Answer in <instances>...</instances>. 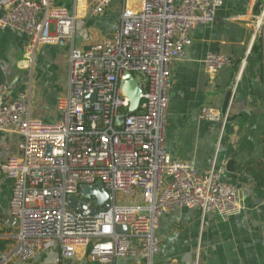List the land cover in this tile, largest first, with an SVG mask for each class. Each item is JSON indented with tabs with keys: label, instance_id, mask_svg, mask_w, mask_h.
I'll list each match as a JSON object with an SVG mask.
<instances>
[{
	"label": "built area",
	"instance_id": "obj_1",
	"mask_svg": "<svg viewBox=\"0 0 264 264\" xmlns=\"http://www.w3.org/2000/svg\"><path fill=\"white\" fill-rule=\"evenodd\" d=\"M113 1L84 0L94 18ZM223 4L123 0L119 30L71 52L70 90L58 101L56 122L33 117L27 95L12 97L0 81V132L21 138L18 154H0V184L4 176L13 182L10 216L18 221L14 250L0 256V264L30 262L40 253H55L56 263L153 264L162 248L157 232L164 215L197 209L203 217L228 219L241 212L239 189L223 181L214 162L199 173L193 165L173 159L164 146L171 69L191 45V31L212 23ZM76 22V15L53 0H0V30L27 35L31 61L39 45L72 37ZM250 22L258 41L264 37V0ZM231 63L221 53H209L204 61L209 74ZM32 64L26 60L22 66ZM125 73L142 88V102L134 113L120 91ZM240 79L232 87L228 107L202 108L200 120L226 126ZM89 94L94 100L86 99ZM97 183L111 195L102 207L95 206L94 197L82 195L85 187ZM118 194L125 200H118ZM71 198L79 200L78 211L70 208ZM127 199L133 204L127 205ZM120 226L127 232L119 231Z\"/></svg>",
	"mask_w": 264,
	"mask_h": 264
},
{
	"label": "crops",
	"instance_id": "obj_2",
	"mask_svg": "<svg viewBox=\"0 0 264 264\" xmlns=\"http://www.w3.org/2000/svg\"><path fill=\"white\" fill-rule=\"evenodd\" d=\"M77 16L74 34L54 45H39L29 60L28 36L13 29L0 30V81L10 95L25 93L33 117L52 123L60 118L58 101L70 90V55L100 43L120 28L123 0H114L100 17H92L84 0H53ZM263 0H224L214 21L190 33L191 45L173 65L168 84L169 105L165 149L176 160L193 165L199 173L211 168L224 182L239 189L242 210L228 219L197 209L177 210L160 219L157 235L161 252L153 264H264V59L253 50L252 15ZM209 53L229 56L232 63L209 74L204 61ZM33 64L23 68L24 61ZM245 65L242 66L243 61ZM241 76L225 127L200 120L202 108L225 110L232 87ZM18 135L0 132V154H18ZM13 182L0 184V256L11 255L18 223L10 220ZM38 254L30 262L9 264H75ZM71 261V262H70ZM130 260L118 264H130Z\"/></svg>",
	"mask_w": 264,
	"mask_h": 264
},
{
	"label": "water",
	"instance_id": "obj_3",
	"mask_svg": "<svg viewBox=\"0 0 264 264\" xmlns=\"http://www.w3.org/2000/svg\"><path fill=\"white\" fill-rule=\"evenodd\" d=\"M120 91L123 97H126L130 100V108L129 111L134 113L138 110L141 104V94L142 88L136 82L134 77L130 73H125L120 79ZM94 95H87V100H94ZM52 147H47V154L50 155ZM82 195L85 199H91L92 197L95 198L94 204L96 207H102L105 202H108L111 198L110 193H108L102 183H97L93 186H87L82 190ZM79 200L76 198H71L70 208L78 211ZM84 208V204H81ZM111 204L107 203L106 208H110ZM94 212H98L97 209H93ZM18 221L16 219L10 220V224ZM118 230L121 232H127V227L120 226ZM1 255V254H0Z\"/></svg>",
	"mask_w": 264,
	"mask_h": 264
},
{
	"label": "trees",
	"instance_id": "obj_4",
	"mask_svg": "<svg viewBox=\"0 0 264 264\" xmlns=\"http://www.w3.org/2000/svg\"><path fill=\"white\" fill-rule=\"evenodd\" d=\"M253 50L259 53V55H261L262 58L264 59V37H261L257 41V43L254 45Z\"/></svg>",
	"mask_w": 264,
	"mask_h": 264
},
{
	"label": "rangeland",
	"instance_id": "obj_5",
	"mask_svg": "<svg viewBox=\"0 0 264 264\" xmlns=\"http://www.w3.org/2000/svg\"><path fill=\"white\" fill-rule=\"evenodd\" d=\"M135 76H139V75L135 74ZM117 199H118V200H125V198L122 197L120 194H118ZM126 202H127V205H130V204H133L134 201L131 200V199H127ZM67 261H68V260H67ZM70 262H71V261H70ZM19 264H20V263H19Z\"/></svg>",
	"mask_w": 264,
	"mask_h": 264
}]
</instances>
